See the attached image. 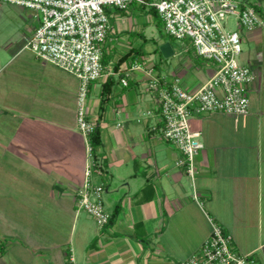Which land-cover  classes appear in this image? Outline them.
Segmentation results:
<instances>
[{
    "label": "crops",
    "instance_id": "1",
    "mask_svg": "<svg viewBox=\"0 0 264 264\" xmlns=\"http://www.w3.org/2000/svg\"><path fill=\"white\" fill-rule=\"evenodd\" d=\"M254 1L264 13V0ZM106 13L104 76L89 85L87 99L101 140L95 169L75 119L78 81L23 49L35 20L19 43L0 36V264H68L66 252L76 264H181L208 239L212 223L231 235L236 251L264 264V30L239 32L241 45L256 50L238 59L255 74L248 113L190 119L203 145L192 180L162 137L145 71L131 72L127 87L119 81L134 61H146L195 91L213 67L176 53L167 39L160 47L168 44L172 55L159 49L157 60L147 57L148 36L164 33L150 9ZM109 78L116 84L102 103ZM90 163L88 180L104 186V210L114 215L102 229L75 211Z\"/></svg>",
    "mask_w": 264,
    "mask_h": 264
},
{
    "label": "built area",
    "instance_id": "2",
    "mask_svg": "<svg viewBox=\"0 0 264 264\" xmlns=\"http://www.w3.org/2000/svg\"><path fill=\"white\" fill-rule=\"evenodd\" d=\"M33 14L36 26L23 49L78 81L75 119L85 137L91 157L89 136L96 125L87 116L89 85L104 76L101 47L111 24L107 8L129 11L133 5L153 9L163 32L176 41L187 40L196 56L213 67L211 77L197 90L188 91L179 77L160 76L153 65L134 61L119 83L128 86L130 73L144 70L147 90L155 96L162 122V137L180 153L175 163L191 178L197 174L196 158L203 148L200 134L190 124L192 117L212 113L244 116L249 111L248 88L255 80L249 66L239 64L242 45L239 32L264 30V13L254 0H0ZM232 22L233 29L228 25ZM77 193L75 211L87 214L97 228L109 225L111 215L104 210L103 185L88 178ZM194 198L197 199L196 193ZM68 264H76L71 256ZM181 264H257L250 254L233 247L232 237L212 223L211 234L201 248Z\"/></svg>",
    "mask_w": 264,
    "mask_h": 264
},
{
    "label": "rangeland",
    "instance_id": "3",
    "mask_svg": "<svg viewBox=\"0 0 264 264\" xmlns=\"http://www.w3.org/2000/svg\"><path fill=\"white\" fill-rule=\"evenodd\" d=\"M32 24L33 19L30 13L18 8L17 6L15 7L6 3H0V36L2 39H4V41L12 39L14 43L21 42L24 38L22 35L26 34V32L30 29V25L32 26ZM228 28L233 29L232 22L230 25H228ZM148 39L149 40L144 45L143 50L147 54V57L153 60H157L159 58L160 45L167 39V41L171 43V46L176 53L183 50L184 54L191 57L197 65L202 64L203 66L207 63L203 61L202 58L196 56L194 48L187 40L176 41L167 36L165 33L159 35L157 32H154L152 36H148ZM262 45L264 48V37L262 40ZM255 52L256 50L253 45H242V58L245 57L247 53L250 56H255ZM174 60H177V58L175 57ZM13 239L14 238H12V240ZM9 240L10 239L7 241L9 242Z\"/></svg>",
    "mask_w": 264,
    "mask_h": 264
},
{
    "label": "trees",
    "instance_id": "4",
    "mask_svg": "<svg viewBox=\"0 0 264 264\" xmlns=\"http://www.w3.org/2000/svg\"><path fill=\"white\" fill-rule=\"evenodd\" d=\"M150 10L152 14L158 18L156 12L153 9H150ZM158 22L161 24L159 18H158ZM134 57H136V55ZM126 58L127 56L123 57L121 61H123ZM115 84L116 82L113 78H109L104 82L102 86V93H101L102 103L106 102L110 98V96L112 95V89ZM88 143L91 149V157H92V162H93L94 169H95L97 167L98 150L101 147V140H100L98 128H96L95 131L89 136ZM113 218H114V215H111L109 224L112 223ZM68 258H69V254L68 252H66L65 259L67 263H68Z\"/></svg>",
    "mask_w": 264,
    "mask_h": 264
},
{
    "label": "water",
    "instance_id": "5",
    "mask_svg": "<svg viewBox=\"0 0 264 264\" xmlns=\"http://www.w3.org/2000/svg\"><path fill=\"white\" fill-rule=\"evenodd\" d=\"M160 51L165 58H168L170 55H172V51L168 44L162 45L160 47Z\"/></svg>",
    "mask_w": 264,
    "mask_h": 264
}]
</instances>
